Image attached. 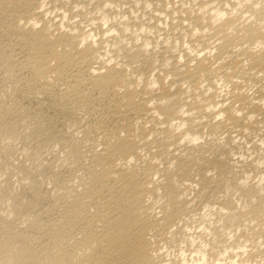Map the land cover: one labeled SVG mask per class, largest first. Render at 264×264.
<instances>
[{
	"label": "bare ground",
	"instance_id": "obj_1",
	"mask_svg": "<svg viewBox=\"0 0 264 264\" xmlns=\"http://www.w3.org/2000/svg\"><path fill=\"white\" fill-rule=\"evenodd\" d=\"M0 264H264V0H0Z\"/></svg>",
	"mask_w": 264,
	"mask_h": 264
}]
</instances>
